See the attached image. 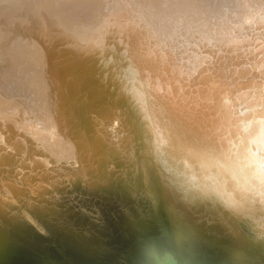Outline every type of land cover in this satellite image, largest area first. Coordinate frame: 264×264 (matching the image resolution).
<instances>
[{
	"label": "bare ground",
	"instance_id": "6f19581e",
	"mask_svg": "<svg viewBox=\"0 0 264 264\" xmlns=\"http://www.w3.org/2000/svg\"><path fill=\"white\" fill-rule=\"evenodd\" d=\"M122 59L146 96L138 84L119 94ZM150 116L264 197V0H0V185H9L7 194H27L12 185L16 178L38 173L26 178L30 186L48 178L40 169L60 164L99 185L86 177L88 163L104 175L136 170L144 183L152 178L190 194ZM100 150L115 155L102 158ZM35 188L33 196L48 192ZM30 199L21 204L34 209Z\"/></svg>",
	"mask_w": 264,
	"mask_h": 264
},
{
	"label": "water",
	"instance_id": "95a60500",
	"mask_svg": "<svg viewBox=\"0 0 264 264\" xmlns=\"http://www.w3.org/2000/svg\"><path fill=\"white\" fill-rule=\"evenodd\" d=\"M126 54L123 50L122 58ZM122 61L125 66L117 68L122 74L119 94L138 84L146 96L143 80ZM138 106L144 108L143 103ZM119 107L127 116L125 103ZM148 119L151 132L179 166L177 175L190 194L171 193L152 178L144 183L136 170L104 175L88 162L85 175L102 181L99 185L62 164L40 169L48 178L33 180L30 186L27 179L38 173H25L11 180L24 183L12 185L29 189L27 194L10 189V195L5 188L9 185H0V264H159L166 257L174 264H264V197L239 173L229 169L224 173L218 160H209L201 150L177 140L154 116ZM138 135L135 139L142 138L141 132ZM137 149L140 162L148 148L144 144ZM100 152L109 160L115 155ZM120 161L127 166L124 159ZM37 183L48 189L43 192L48 195L37 190L33 196L30 188ZM52 194L54 199H42ZM23 196L36 207L22 206Z\"/></svg>",
	"mask_w": 264,
	"mask_h": 264
}]
</instances>
